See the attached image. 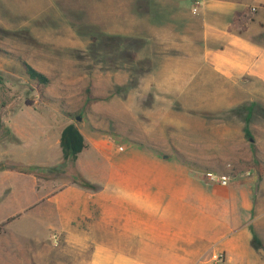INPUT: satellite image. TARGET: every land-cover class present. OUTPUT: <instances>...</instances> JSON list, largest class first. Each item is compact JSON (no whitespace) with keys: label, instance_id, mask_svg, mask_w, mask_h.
<instances>
[{"label":"rangeland","instance_id":"obj_1","mask_svg":"<svg viewBox=\"0 0 264 264\" xmlns=\"http://www.w3.org/2000/svg\"><path fill=\"white\" fill-rule=\"evenodd\" d=\"M119 3L104 10L98 0H0V117H36L46 144L26 150V167L57 169L62 159L54 141L72 124L88 149L81 167L137 161L163 164L165 172L157 169L155 177L172 178L177 172L167 166L179 164L202 179L207 173L232 181L260 178L256 169L264 173V166L249 140L264 145L256 139L264 131V86L180 75L184 68H170L172 59L170 74L157 73L144 56L146 27L135 26V16L146 12L121 11ZM183 5L192 8L189 0ZM21 62L49 80L42 99ZM148 85L160 89H143ZM1 131L0 143L8 141ZM27 138L28 144L34 136L29 132ZM95 144L102 155H89ZM4 152L0 149V158ZM0 165L19 167L11 158ZM36 176L34 186L29 179L18 187L0 184V208L12 189L24 194L27 204L42 201L38 209L0 223V245L9 244L11 256L24 254L26 264H114V250L95 249L104 239L99 228L83 222L90 216L97 223L101 187L79 186L85 179L77 161L62 172ZM59 198L58 213L51 204ZM7 214L0 209V222ZM107 236L113 246V235ZM17 245L24 248L14 250Z\"/></svg>","mask_w":264,"mask_h":264},{"label":"crops","instance_id":"obj_2","mask_svg":"<svg viewBox=\"0 0 264 264\" xmlns=\"http://www.w3.org/2000/svg\"><path fill=\"white\" fill-rule=\"evenodd\" d=\"M117 1L121 11L146 12L135 14V26L146 27L144 56L153 60L149 64L151 68L157 66V73L170 74L167 70L172 59L170 68H184L177 72L180 75H209L233 86L252 82L264 86V0H189L192 8L183 5L185 0H98L100 5L107 6L104 10H111ZM245 11L251 13L246 31L230 32L235 14ZM143 89L160 87L148 85ZM28 119L24 115L0 117L1 134L8 138L0 143V149L5 151L0 161L11 158L15 166L26 167V150H40L46 145L40 122L36 117ZM29 132L34 139L27 144ZM60 133L54 148H59ZM259 135L256 139L263 140L264 131ZM249 143L255 148V160L264 166L263 143ZM87 150L78 156L77 165L85 181L101 187V191L97 196V223L90 216L84 217L83 222L87 219V228H99L104 239L95 249L114 250V264H209L216 255L224 257V264H264L262 170L256 169L260 178L231 180L228 188H220L195 177L179 164L167 166L166 171L177 172L170 175L172 178L164 173L155 177V170L163 164L152 162L133 161L114 168L94 162L87 168L81 167L80 157ZM101 151L100 144H95L89 155H102ZM161 170L165 172V168ZM26 179L29 185H35L31 177L0 172L3 186L18 187ZM10 191L0 208L8 214L0 223L19 217L31 207L38 209L42 203L39 200L38 206L27 204L24 194ZM59 200L51 201V206L58 209ZM70 218L69 215L68 222ZM86 232L89 233H82ZM109 234L113 235V246L107 242ZM11 248L9 244L0 245V264H26L24 254L21 258L11 256ZM20 248L24 247L17 245L14 250Z\"/></svg>","mask_w":264,"mask_h":264},{"label":"trees","instance_id":"obj_3","mask_svg":"<svg viewBox=\"0 0 264 264\" xmlns=\"http://www.w3.org/2000/svg\"><path fill=\"white\" fill-rule=\"evenodd\" d=\"M250 19V11L235 14L229 31L232 32L235 30H239V33H244L246 31L245 25L250 21ZM21 67L28 80L35 85L38 97L42 99L44 90L49 86V80L23 62H21ZM59 149L62 163L57 169L39 171L36 168L22 166L16 168L10 167L8 169H5L3 166L0 165V172H16L17 174L30 176L37 180L38 176H36V172H44L49 174L59 173L64 170L67 164H75L78 159V156L86 149V144L82 135L74 125H68L61 131L59 139ZM260 174L261 172H259V175ZM79 186L84 189H93L87 182L83 180L80 181ZM9 222L10 220L6 221L3 225H7Z\"/></svg>","mask_w":264,"mask_h":264},{"label":"built area","instance_id":"obj_4","mask_svg":"<svg viewBox=\"0 0 264 264\" xmlns=\"http://www.w3.org/2000/svg\"><path fill=\"white\" fill-rule=\"evenodd\" d=\"M198 2H196L197 4ZM204 180L208 183L216 185L220 188H228L230 186L231 178L227 175H214L213 173H207L204 176ZM209 264H224V257L222 255H216L212 257Z\"/></svg>","mask_w":264,"mask_h":264}]
</instances>
